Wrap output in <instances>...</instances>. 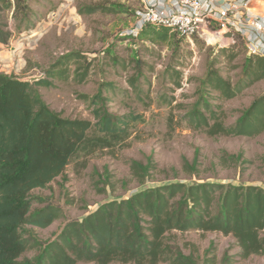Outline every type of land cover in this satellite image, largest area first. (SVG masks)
Wrapping results in <instances>:
<instances>
[{
    "label": "rangeland",
    "instance_id": "obj_1",
    "mask_svg": "<svg viewBox=\"0 0 264 264\" xmlns=\"http://www.w3.org/2000/svg\"><path fill=\"white\" fill-rule=\"evenodd\" d=\"M24 5L31 11L26 18L21 16L24 19L15 20L13 12L7 11L13 37L8 44L0 43V72L20 78L40 76L63 55L78 52L86 58L84 65L91 62L89 73L81 82L55 80V87H41L51 108L64 117L94 122L89 99L100 93L103 82H110L126 91L109 95L110 111L140 117L127 141L80 155L45 188L34 189L32 196L61 206L64 217L46 228L27 229L43 240L54 239L68 220H82L109 200L172 182L264 187V131L255 136L210 135L185 118L206 95L220 120L231 126L264 95V80L231 99L211 88L208 93L204 90L203 81L212 68L233 85L243 78L249 53L242 37L222 42L172 32L168 41L140 40L134 29L137 14L145 7L142 0H24ZM97 5L107 11L81 13L86 6ZM114 56L129 62L128 70L112 64ZM138 71H143L142 89L135 91L128 80ZM175 71L181 75L177 77ZM168 74H174L172 78L181 85L171 83ZM164 94L173 102H165ZM133 163L143 172L148 169L144 183L141 175L133 174ZM45 204L35 202L34 208ZM168 241L197 264H207L209 258L224 264L226 254L231 264H264V252L243 257L236 238L221 232L173 230Z\"/></svg>",
    "mask_w": 264,
    "mask_h": 264
},
{
    "label": "trees",
    "instance_id": "obj_2",
    "mask_svg": "<svg viewBox=\"0 0 264 264\" xmlns=\"http://www.w3.org/2000/svg\"><path fill=\"white\" fill-rule=\"evenodd\" d=\"M0 3V43L8 44L13 32L7 11L13 12L15 20L26 18L31 11L29 6L25 8L24 0ZM101 10L107 11L102 5L86 6L81 13ZM171 35L168 27L148 25L136 37L157 42L168 41ZM84 59L78 52L63 55L35 83L0 72V264H197L168 241L173 230L193 229L232 235L243 257L262 254L264 187L256 185L172 182L109 200L82 220H68L54 239L43 240L27 229L46 228L64 217L61 206L32 196L34 189L45 188L80 155L127 141L133 133L132 124L140 120L133 114L110 111L109 95L123 92L110 82H103L100 93L89 99L94 122L64 117L51 108L40 88L55 87V80L83 81L91 67L90 61L84 65ZM112 64L129 68V62L116 56ZM138 72L137 77L128 80L135 91L142 89L143 71ZM177 73L179 77L181 73ZM173 75L168 74L174 80L171 83L180 86ZM261 80L264 56L249 54L244 76L235 85L216 68L207 73L203 83L206 93L211 88L231 99ZM168 97L162 95L165 102H173L174 98ZM209 103L203 95L189 108L185 118L191 126L205 128L210 135L255 136L264 131V95L255 99L231 126L220 120L219 112ZM132 169L144 183L148 169L143 172L135 163ZM35 202L46 204L34 208ZM231 259L226 254L224 264H231ZM206 262L216 264L214 258Z\"/></svg>",
    "mask_w": 264,
    "mask_h": 264
},
{
    "label": "built area",
    "instance_id": "obj_3",
    "mask_svg": "<svg viewBox=\"0 0 264 264\" xmlns=\"http://www.w3.org/2000/svg\"><path fill=\"white\" fill-rule=\"evenodd\" d=\"M135 34L160 25L192 39L235 42L242 37L251 55L264 56V19L252 9L253 0H142ZM233 32V37H225Z\"/></svg>",
    "mask_w": 264,
    "mask_h": 264
},
{
    "label": "crops",
    "instance_id": "obj_4",
    "mask_svg": "<svg viewBox=\"0 0 264 264\" xmlns=\"http://www.w3.org/2000/svg\"><path fill=\"white\" fill-rule=\"evenodd\" d=\"M252 9L256 15H260L264 19V0H253Z\"/></svg>",
    "mask_w": 264,
    "mask_h": 264
},
{
    "label": "water",
    "instance_id": "obj_5",
    "mask_svg": "<svg viewBox=\"0 0 264 264\" xmlns=\"http://www.w3.org/2000/svg\"><path fill=\"white\" fill-rule=\"evenodd\" d=\"M234 33L229 32L228 34L225 35V37H233ZM45 74H42L40 76H32V77H26L22 78V81L30 82V83H35L36 81H39L40 79L44 78Z\"/></svg>",
    "mask_w": 264,
    "mask_h": 264
}]
</instances>
